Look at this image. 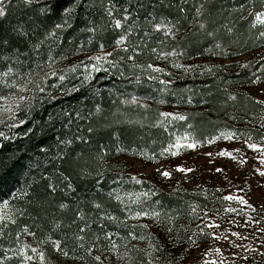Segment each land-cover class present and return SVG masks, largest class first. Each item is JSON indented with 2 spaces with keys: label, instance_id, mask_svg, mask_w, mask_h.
Wrapping results in <instances>:
<instances>
[{
  "label": "snow or ice",
  "instance_id": "6c2138e0",
  "mask_svg": "<svg viewBox=\"0 0 264 264\" xmlns=\"http://www.w3.org/2000/svg\"><path fill=\"white\" fill-rule=\"evenodd\" d=\"M18 2L26 7H31L39 0H18ZM11 3L12 0H0V19L9 15ZM187 3L188 0H180L179 3H176L177 11L185 14ZM210 3L211 0H201L198 6H194L196 15L193 19L199 26L198 31H201L206 38H211L215 42L218 39L217 33L220 28L224 29L226 35H234L236 25L243 21L247 23L249 32L254 33L257 39L264 41V0H222L225 6L217 11L221 15L226 13V19L227 17H233V19L218 27H211L216 23L215 21H208L211 10L206 5ZM85 4H88L90 9L96 7L92 0H73L72 6L63 9L64 16L60 22L55 23L50 29H45L43 39L37 38L33 41L30 39V35L35 36V32L22 25L14 26L12 32L27 42L26 50L22 51L20 46L14 44L10 38L0 37V125H4L9 131H12L28 122L29 126L24 130L23 136L29 140L34 139L38 134L46 135L47 130L55 129L57 123L68 129L67 132L56 137L57 151L53 157L54 162L49 161L52 164V171L48 172L45 169V174L40 176V179L45 181L43 193L30 192L28 189H32L33 185L29 184L26 189H19L18 194L13 195V200H26L29 205L35 204L37 207H44L45 204L55 200L58 193L64 197H68L70 192L75 193L73 175L82 180L94 178L96 184L99 185L105 172L111 170L108 157L113 153L116 155L130 153L133 158L142 157L140 163L145 160L155 162V166L152 168L153 177L159 176L162 181L176 184L185 177L176 178L174 171L167 167L169 162L167 158L177 157L183 151L196 149L198 146H203L204 143L212 145L219 140L240 142L239 147L233 146L232 150L221 149L216 152V155L228 157L231 161H236L238 167H243L248 160L246 151L251 150L256 154V159L260 164L264 165V115L260 116L258 120V128L253 126L252 128L235 129L225 126L224 129H216L215 134L198 138L192 132L194 125L187 123L186 115L179 112L157 110L156 119L149 126L160 127L168 134L167 141L163 142L158 150L146 151L143 148L122 146L119 136L113 133L115 135L113 146L98 144L95 152L87 158L83 151L77 152L72 146L77 141L81 144H89L90 135L85 133L92 134L97 131L92 126V120L95 115L103 113V108L101 104L96 103L93 110L84 114L79 110L65 111L63 108L59 112L55 111V104L60 101L62 96L80 91V88L75 84L71 89L64 86L62 82L69 79L68 73L74 74L80 67H83L84 73L80 80V86L92 87V82L96 79L94 73L103 70L107 74L110 70H115V74L120 77L121 82L137 87L147 84L149 88H152L153 85H156L154 91L167 93L170 91L168 86L173 81L162 77H171L173 73L168 71L166 66L162 67L157 64L156 61H170L171 68L181 69L186 73L201 68L199 64L193 67L176 62L179 57L185 55V51L177 39L181 31L178 27L180 20L176 17L169 18L171 14L169 16L161 15L157 18L153 12H146L141 17L138 10L146 8L141 0H102L100 7L103 9L104 22L98 24L95 19H86L85 27L81 31L95 35L111 30L114 33L113 39L111 44L100 42L98 39L93 48L88 50H85L84 44H79L74 48V53L78 57L83 53L79 64L72 63L70 68H59L57 58L51 54L50 47L46 59L42 58L40 56L42 46L50 39L53 42L59 41L60 34L65 29L72 27L77 9ZM155 6L154 2L153 7ZM171 6L170 3L168 7ZM49 10V6L45 4L38 11L47 13ZM161 32L163 37L158 35ZM169 37L175 44L170 50L165 51L159 45H163ZM151 40H156L157 46L150 44ZM88 43L92 44L93 42L89 39ZM231 43L228 45L229 49ZM257 47L264 48V45ZM215 49H220V53L224 56L230 54L221 43L215 42L214 48L209 51L213 55H217ZM231 55L235 56L237 53L232 51ZM145 56L148 59H143ZM170 58L173 59L170 60ZM59 59L60 61L68 60V56L61 53ZM260 61L262 62L260 67L264 68V53L260 54ZM239 67L247 68L248 64H240ZM207 71L211 73L212 69L208 68ZM49 77H56L61 83L52 84ZM253 77L249 78V82L264 91L262 76L253 74ZM48 88H54L55 91H47L46 95H41L46 93ZM93 91L95 94H99L98 90L93 89ZM56 92H59L60 96H57ZM112 94L116 97L112 100L115 105L112 116H120L124 119H116L105 123L102 127H111L112 123L143 126L152 109V104H149L148 101L155 100L154 96L140 97L119 90ZM236 98L235 94L228 93L229 100H236ZM250 100L255 105L261 106L264 111V96L257 98L253 93ZM155 102L163 104L166 101L160 99ZM202 102L206 103V101ZM38 103H49L53 106L54 110L48 114L46 121L43 118L37 120L33 115ZM186 103H192L191 96L187 98ZM131 106L142 110L141 119L133 120L127 117V112L122 108ZM73 112L76 120L89 122L86 128L77 124L76 130L72 131ZM17 113L21 115L17 116ZM5 117L7 118L5 119ZM231 119L235 120L236 117L233 116ZM175 121H184L187 124V129L181 134L170 132L167 126ZM19 134L16 132L10 137L4 131H0V137L5 140L12 139ZM43 143L42 139L40 144ZM2 147L3 145L0 144V148ZM49 151V148H40L42 155L47 156ZM206 155L212 156L213 153L209 151ZM215 171L222 172L223 169L217 167ZM254 171L264 178V167H256ZM175 172L191 173L193 169L177 165ZM127 179L140 185L141 190L127 191L119 187L102 195V188H98L96 197L87 201L76 200L74 203H68L63 199L60 200L56 204V208L62 210L64 214L69 212L72 214L68 218L69 222L64 224L63 219L53 218L49 222L51 228L45 231L42 236L32 230L28 223H20L21 218L27 215V218L35 224L37 217L33 216L28 208L16 207L8 199L0 201V241H8V246L0 243V264H50L49 250L58 254L59 257H63L65 264L67 261H71L72 264H105V260H108L109 256L113 254L117 261L132 264L129 245H131V251L137 254L143 253V256L146 257V259H141L140 264H228V260L222 252L224 244L210 246L208 240H211L215 245L218 241H228L230 236L236 237L238 240H245L247 237L241 231H232L230 236L228 229L220 232L219 229L223 222V220L217 222L220 212L240 215L242 220L247 215V223L257 225L255 230L264 233V190L260 193L259 203L256 207H254L256 202L252 201L250 197L246 198V195L237 194V192H245L243 187L238 188L237 192H230L216 198L220 202V207H216L215 204L209 207L207 203L189 204V215L194 220H198L199 224H196L195 231H191L188 226L181 225L183 229V235H181L175 231V221L180 213L170 214L163 210L164 206L159 199H152L157 195L155 186L152 185L147 190H143L145 186L143 177L129 174ZM123 181L124 174L121 172L117 174V180H114L113 183L122 184ZM229 183L231 182L229 181ZM233 187L235 186L233 185ZM179 190V188L174 189L176 192ZM200 191L206 193L207 190L201 188ZM248 192H251V187L248 188ZM225 202L231 203L224 206ZM156 205H159V210ZM239 205H244L245 208H239ZM245 209L256 215H248ZM257 217L259 218L257 219ZM228 223H236L235 216H232ZM74 225L75 228H73ZM93 225L96 227L93 228ZM160 225L163 226L164 232L154 238L150 226H156V231L159 233ZM35 228L43 229L44 225L35 224ZM22 237H31L34 243L22 239ZM114 238H119V242ZM132 241H147L146 248H139L136 244H132ZM169 241L171 242L170 248ZM261 244L264 245V236L261 237ZM231 246L234 249L243 248V251L248 253V255H242L240 252L232 253L233 256L243 261V264H249V257L254 253H259L264 258V252H260L258 248L245 247L237 243L236 240L232 241ZM122 247L123 253L120 251ZM194 253L195 255H193ZM208 257H213V259H208Z\"/></svg>",
  "mask_w": 264,
  "mask_h": 264
},
{
  "label": "trees",
  "instance_id": "16d2710c",
  "mask_svg": "<svg viewBox=\"0 0 264 264\" xmlns=\"http://www.w3.org/2000/svg\"><path fill=\"white\" fill-rule=\"evenodd\" d=\"M92 2L96 4L95 8L90 9L89 5L85 4L77 9L72 21V27L65 29L60 34L61 39L59 41L53 42L50 39L42 46V49L40 50V56L42 58L46 59L50 47L51 54L57 58V66L59 68H70L72 63L79 64V60L83 58V53H81L79 57L74 53V48L79 44H84L85 50L93 48V45L98 39L100 42L111 44L114 36V33L111 30L97 33L95 35L81 31L85 27L84 22L86 19H95L98 24L104 22L103 9L100 7L102 0H92ZM141 2L146 5L145 9L138 10L141 17H143L146 12H153L157 18L161 15L169 16V14H171L169 18L176 17L180 20L178 27H180L181 31L178 34L177 39L184 49L185 55L179 57L176 61L178 63L186 65L187 61L198 58H235L257 50L260 48L257 47L258 45L264 44V41L257 39L254 33L248 31L247 23L241 21L236 25L234 35H226L223 28H220L217 33L218 39L215 42L221 43L224 49L229 51L230 54L224 56L220 53V49H215L218 54L213 55L209 49L214 48L215 42H213L211 38H206L201 31H198L199 26L193 19L196 15L194 6H198L201 0H188L185 14L179 13L175 7V4L179 3L180 0H141ZM154 2L156 4L155 7H153ZM72 3L73 0H40L33 6L26 7L22 3H19L18 0H12L11 5L9 6V15L4 19H0V37L10 38L14 44L20 46L22 51L26 50L28 46L27 42L13 33L12 28L17 25H22L26 29L35 32V36L30 35L31 40L35 41L37 38L43 39L45 29H50L55 23L60 22L61 18L64 16L63 9L72 6ZM170 3L172 6L168 7ZM45 4L49 6L50 10L47 13L39 12V8L43 7ZM224 6L222 0H211V3L206 5V7L211 10V15L208 16V21L216 22L211 25V27H218L219 25L227 23L228 20L233 19V17H227L226 19V13L221 15L217 11V9ZM158 35L163 37L162 32ZM89 39L92 40V44L88 43ZM232 41L235 42L231 43ZM149 43L153 46H157L156 40H151ZM229 43H231L230 49L228 47ZM174 44L175 42L169 37L165 40V43L159 45V47L168 51ZM232 51H235L237 55H231ZM61 53L67 55L68 60L60 61L59 56ZM143 59H148V57L145 56ZM171 59L173 58H170V60ZM85 63H87L86 60ZM156 63L162 67L166 66L167 70L171 71L174 76L177 75L174 79H172V76L168 77L173 83L168 86L170 91L167 93L154 91L156 85H153L152 88H149L147 84L137 87L134 85H128L126 82H121L120 77L115 74V70H110L107 74L103 70L94 73L93 75L96 79L92 82V87H89L88 85H84L83 87L80 86V80L83 78L84 73L83 67H80L74 74L68 73L69 79L62 83L69 89L75 84L80 88V91L62 96L60 101L55 104V111L59 112L61 108H63L65 111L79 110L84 114L93 110L96 103L101 104L103 108V113L95 115L92 120V126L96 128L97 131L92 134L85 133L86 135H90L89 144H81L77 141L76 144L72 146L77 152L83 151L87 158L95 152L98 144L107 145L109 147L113 146L115 141V135H113V133L119 136V142L122 146L143 148L146 151H151L153 149L156 150V148L160 147L163 142H166L168 134L160 127H151L149 125L154 121V117L157 116V110H160L163 105H168L170 107L195 105V107H197V105L201 103L205 104L208 108L210 107V112H208L207 115L189 116L198 126L201 125L202 117H211L212 113L215 114L217 118H220V120H225L222 116L229 112V106L232 105L228 99L229 91H226V86L231 85V83H248L249 78L251 77L250 72L253 69L249 67L243 71H237V67H224L223 69L219 66L212 68L211 63H205L202 64L203 67L211 68V73L206 69L204 71L205 75L203 74V76L186 78V76H182L184 75L182 73L186 72L181 69L171 68L170 61H156ZM105 67H107V65H105ZM164 77L166 78L167 76ZM49 80L52 84L61 83L56 77H49ZM93 89L98 90L99 94H95ZM116 90L135 94L140 97H144L145 95L154 96L155 100L148 101L149 104H152V109L148 114V120L144 122L143 126L139 124L112 123L111 127H102L105 123H110L116 119H124V117L112 116V112L115 111V105H113L112 100L116 98L112 93ZM47 91H55V89L48 88L46 93L41 95H46ZM56 94L57 96H60L59 92H56ZM189 96L192 97L191 104L186 103ZM160 99H163L166 102L163 104L155 102ZM202 101H206V103ZM238 101L244 103L250 100L240 96ZM243 105H241V109L244 107ZM45 109H47V111H45ZM53 110L52 104L38 103L33 115L37 120L43 118V120L46 121L48 114L53 112ZM122 110L126 111L127 117L133 120L141 119L143 115L142 110L136 106L124 107ZM20 115V113H17V116ZM105 117L108 119L105 120ZM73 121L74 122L71 125L73 132L76 130L77 124L82 128H86L89 123L87 120H76L74 112ZM27 126H29L28 122H26L25 125H20L18 128L9 131L4 125H0V131H4L10 137L16 132L20 133L9 140L0 137V144L3 145V147L0 148V201L8 199L16 207L28 208L29 212L37 217L35 224H42L44 225V228L36 229L35 224L32 220L27 218V215L24 218H21L20 223H28L30 227H32V230L37 231L38 235L42 236L45 231L51 228L49 222L53 218L63 219L64 224L69 222L68 218L72 214L70 212L64 214L62 210L56 208V204L62 199L68 203H74L76 200L87 201L96 197L98 188H102V195L106 194L113 188L119 187L127 190H132L131 188L134 187V189H139L138 191L141 190L140 185H136L133 182L126 180L125 177L122 184L113 183L114 180H117L116 174H113L115 172L106 171L104 177L100 179L99 185L96 184L94 178L82 180L73 175L72 181L76 188L75 193L70 192L68 197H64L58 193L55 200L51 201V203L45 204L44 207H37L35 204L29 205L26 200H13V195L18 194L19 189H26L29 184L33 185L32 189H28L30 192L34 191L36 193H43L45 181L41 180L40 176L45 174V169H47L48 172L52 171V164L49 163V161H53V157L57 151L56 137L68 131L67 128L62 127L60 123H57L55 129L47 130L46 135L41 136L38 134L34 139L29 140L27 137L23 136V132ZM167 127L170 132H173L174 123L171 122ZM211 127H215V124ZM42 139L44 140V143L40 144ZM40 148L50 149L47 156L40 153ZM122 154L124 153L119 155L113 153L108 157V161L119 157ZM147 185L148 182H145L143 190H147ZM159 195L160 196L152 197V199H160L164 206L163 209L176 207L179 210H187L189 204H202L200 195L196 196V199L184 196L179 197L176 200L172 196L164 193ZM95 227L96 225H93V228ZM73 228H75V225ZM22 239H27L29 242L34 243L31 237H22ZM0 243L8 246L7 240L0 241Z\"/></svg>",
  "mask_w": 264,
  "mask_h": 264
},
{
  "label": "rangeland",
  "instance_id": "374dc122",
  "mask_svg": "<svg viewBox=\"0 0 264 264\" xmlns=\"http://www.w3.org/2000/svg\"><path fill=\"white\" fill-rule=\"evenodd\" d=\"M40 1V0H39ZM264 45V44H263ZM264 53V48H258L248 54H244L235 58H198L194 60H189L186 62V65H190L195 67V65H201L200 69H197L192 72L182 73L186 76V78H197L198 76L205 75L204 71L208 68H204L202 64L211 63L212 68L221 67H237V71H243L249 67L253 68L250 72L251 78L253 74L262 76V80H264V68L260 67L262 63L260 61V54ZM222 62V63H221ZM240 64H248L247 68L239 67ZM202 73V74H201ZM176 76L172 75V79L176 78ZM165 78V77H164ZM168 79V77H166ZM245 83V82H244ZM226 91H229L236 95V100H229L232 105L229 106V112L224 114L222 117L225 120H220L217 118L215 114H211V117H202L201 125H197L194 121L190 119V115L204 116L210 112V107L208 108L205 104H199L197 107L195 105H184L183 107H170L168 105L161 106L159 111H169V112H179L188 117L187 123H191L194 125L192 129L193 134H195L198 138L200 137H208L209 134H215L216 129H224L225 126H230L235 129H244V128H252L255 126L259 127L258 120L260 116L264 115V111H262L261 106L255 105L251 102L250 97L253 93L256 94L257 98L264 96V91L260 90L258 86L251 84L250 82L245 84H232L226 86ZM243 96L250 101L248 102H240L239 97ZM244 104V105H243ZM253 104V105H251ZM241 105L242 107L241 109ZM236 117L235 120L231 119V117ZM7 117H5L6 119ZM156 116L154 117V120ZM218 120V121H217ZM217 122V123H216ZM174 130L175 134H181L187 129V124L184 121H175ZM215 124V127H211ZM168 139V136H167ZM167 141V140H166ZM239 147L240 142L237 141H224L219 140L216 141L215 144L209 145L204 143L203 146H198L196 149H188L183 151L177 157H168L167 167L170 170L174 171V175L177 179L181 176L185 178L179 180V183H171L169 181H162V178L159 176L153 177L152 168L155 166V162H149L145 160L143 163L139 161L142 160V157H132L130 153H124L119 157L110 159L109 165H111V172H115L113 174L123 173L126 180L128 175L143 177L145 182H148L146 186L151 187L155 186L157 195L164 193L172 196L173 198L178 199L179 197H190L192 199H196V196L200 195V199L202 200V204L207 203L209 207H212L214 204L216 207H220V202L218 197L221 195H227L230 192H237V189L243 187L245 189L244 193L237 194L246 195V198H251L252 201H255L254 207H256L259 203L260 193L264 190V178H261L258 173H255L256 167H264L261 165L259 160L256 159V154L251 150L246 151V155L248 157L247 163L243 167H238L236 161H231L228 157H218L216 152L221 149L227 148L228 150H232V147ZM159 147L156 148L158 150ZM211 151L213 153L212 156L206 155L207 152ZM177 165L190 167L193 169L191 173H178L175 172V168ZM219 167L222 168V172H216L215 169ZM227 177V179H225ZM229 181L231 183H229ZM233 185L235 187H233ZM199 186V187H198ZM251 187V192H248V188ZM175 188H179V192L174 191ZM206 189L205 192H201L200 189ZM132 190L127 191H138L139 189L131 188ZM220 189V191H217ZM247 193V194H246ZM154 197V196H153ZM157 198V197H156ZM160 200V199H159ZM161 203V200H160ZM228 203L225 202L224 206H227ZM162 204V203H161ZM235 206V205H234ZM159 210V205H156ZM239 208H245L244 205H239ZM164 211H168L170 214L175 215L177 212L180 215L177 217L175 221V231H178L181 235H183V229L181 225L190 227L191 231L196 230V224H199L198 220H194L193 217L189 215V208L187 210H179L176 207L163 209ZM248 215L255 216V213L245 209ZM232 216H235L236 223L229 224L228 220L231 219ZM259 217H257L258 219ZM222 222V227L219 229L220 232H224L225 229L229 230V236L232 231H241L242 234L247 237L245 240H238L236 237H231L228 241H218L213 245L211 240H208V244L210 246H220L221 243L224 244L222 248V252L224 253L225 258L228 260V264H243L238 257L232 255L233 252H240L242 255H248L243 251V248H232V241L236 240L237 243L244 245L245 247H255L258 248L260 252H264V245L261 244V237L264 236V233H260L255 229L258 227L257 225H249L247 223V215L244 216L243 220L240 215L236 214H225L220 212L217 216V222ZM150 231L153 234V237H157L159 234L164 232V228L162 225L159 226V233L156 231V226H150ZM117 239L119 242V238ZM132 244H136L139 248H146L147 241H132ZM171 247V242L169 241V248ZM129 250L132 256V264H140L141 259H146L143 256V253L137 254L134 251H131V245H129ZM121 253H123V247L120 249ZM105 255H108L105 253ZM195 255V253L193 254ZM49 258L50 264H65L64 258L59 257L58 254L49 250ZM208 259H213V257H208ZM124 264V261H117L116 256L110 255L108 260H105V264ZM264 264V258H262L259 253H254L249 257V264ZM66 264H72L71 261H67Z\"/></svg>",
  "mask_w": 264,
  "mask_h": 264
}]
</instances>
